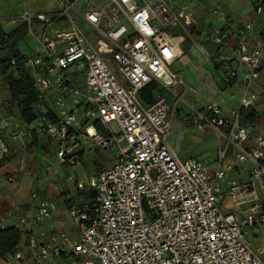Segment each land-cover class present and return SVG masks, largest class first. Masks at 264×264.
I'll list each match as a JSON object with an SVG mask.
<instances>
[{
    "label": "built area",
    "instance_id": "built-area-1",
    "mask_svg": "<svg viewBox=\"0 0 264 264\" xmlns=\"http://www.w3.org/2000/svg\"><path fill=\"white\" fill-rule=\"evenodd\" d=\"M77 1L62 0L50 12L24 10L3 25H27L41 47L26 56L25 65L40 96L37 128L56 142L58 161L77 168L92 144L114 150L117 160L89 180L70 176L77 189L92 193L89 200L68 192L59 201L40 200L33 211L12 212L29 234L28 249L2 258L10 264H48L62 255L70 260L59 264H263L264 245L250 238L264 228V129L244 110L258 98L250 85L264 69V28L252 47L254 23L238 29L215 7L227 21L216 30L215 45L232 35L238 44L231 54L218 50L212 56L193 37L186 6L103 0L80 12ZM255 10L264 14V0ZM188 39L203 63L215 58L225 65L226 84L238 78V69L229 66L235 56L248 71V86L228 113L215 102L190 106V122L217 136L213 163L181 158L170 146L183 94L174 92L173 103L161 93L153 103L140 96L154 81L168 89L184 85L181 73L171 69L176 62L200 67L182 49ZM10 152L0 133V164ZM241 171L246 179L238 178ZM57 213L65 217L56 220Z\"/></svg>",
    "mask_w": 264,
    "mask_h": 264
},
{
    "label": "crops",
    "instance_id": "crops-1",
    "mask_svg": "<svg viewBox=\"0 0 264 264\" xmlns=\"http://www.w3.org/2000/svg\"><path fill=\"white\" fill-rule=\"evenodd\" d=\"M167 1L175 9L188 7L187 9L193 15V23L189 29L202 48L212 56H215L218 50L231 54L238 44V38L232 35L228 38L227 43H224L222 46L218 47L215 45L214 36L216 30L224 28L227 23L226 20L221 19L214 13V8L217 6L223 9L232 24L238 29L245 28L249 22L254 23V31L250 40L252 47L257 46L263 39L264 14L258 15L255 10L258 0ZM51 9L53 8L50 4L37 1L0 0V20L4 23L7 18L17 16L24 10L50 12L52 11ZM4 27L5 29L12 30L15 26L6 24ZM189 43L190 47L185 52L192 56L196 64L203 63V57L195 49L190 40ZM19 48L25 57L41 51L38 42L28 34L20 41ZM199 65L200 67L197 70L189 67L191 69H188V74L192 76L199 86H203L202 82L207 80V85L204 87L208 88L207 95L205 96L207 99L209 98V102L205 105L214 102L218 103L224 108V112L228 113L231 108L239 104L248 86V71L246 66L239 63L238 57L235 56V59L229 66L238 69V78L234 83L229 85L223 80L225 70L223 63L214 58L211 61L205 62V65ZM201 70L202 72L199 73ZM250 89L258 94L254 107L246 109L252 110L256 114L250 122L264 129V69L261 78L252 83ZM155 95L157 96V94ZM181 111V107L178 106L174 124L177 123L176 121L182 113ZM197 129L213 132L210 129ZM0 133L7 138L11 149L10 154L0 164V215H4L3 223L6 227L18 226L10 217L12 212L17 210L33 211L38 206L40 200L49 198L59 201L62 194L68 192L76 194L83 201L92 198L91 192L77 189L70 176H73L74 179L86 181L100 172L95 169V157L93 155V150L98 145L92 144L80 154L81 164L77 168L61 164L57 157L56 142L37 128V121L26 123L22 119L20 109L12 102L11 92L6 86L5 77L2 74H0ZM173 133L169 140L170 146L179 157L187 155L186 151L181 148L180 140H174ZM217 150L218 141L215 153L208 157V161L211 163L217 158ZM188 157L190 156H183L181 158ZM55 163L56 167L53 166ZM35 165H42L45 168H35ZM31 166H34L33 170L30 169ZM9 176H15V181H8ZM237 176L238 178L246 179L248 174L246 171H241ZM34 193H37V198L33 197ZM63 217H65L63 214L57 213L54 218L61 220ZM55 227L60 226L56 224ZM38 228L36 226L35 231ZM28 239L29 234L24 232L19 245L22 251L28 249ZM250 240L254 244L264 245V228L260 235L253 236ZM69 260L67 255H62L61 258L48 264L68 263ZM0 264L10 263L1 258Z\"/></svg>",
    "mask_w": 264,
    "mask_h": 264
},
{
    "label": "rangeland",
    "instance_id": "rangeland-1",
    "mask_svg": "<svg viewBox=\"0 0 264 264\" xmlns=\"http://www.w3.org/2000/svg\"><path fill=\"white\" fill-rule=\"evenodd\" d=\"M22 1H37L42 2L45 4H50L53 9L52 11H55L59 9L62 5V0H22ZM103 0H79L76 3V8L81 12L85 11L90 6H99L102 4ZM75 16H79L78 13H75ZM78 23H81V19L78 17ZM7 31H10L6 29ZM190 47L189 40H187L185 43L182 44V49L185 51L188 50ZM5 53V48L0 45V54ZM196 64V63H195ZM204 64L205 63H199ZM197 64V66H200ZM189 67H192L194 70H197L199 68H196L195 65H184L181 62H176L171 69L181 73L185 80V84L178 85V86H172L171 89H168L166 87H163L159 83H157L158 88L156 91V94L161 93L164 94L170 102H174L177 98V94H183V97L186 102H178L177 105L181 107L182 113L179 115V118L177 119V123L174 124V133L173 138L174 140L178 139L181 143L182 150L186 151L187 155H181L183 156H190V157H198L204 160H208V157L215 153L217 148V136L214 132H211L209 130H198L195 128V126L190 122V112L192 107H202L206 103L209 102V98L205 95H207L208 88L204 87L207 85V80H204L202 82L203 86L197 85V83L194 81L192 76H189L188 69H191ZM202 70L199 72L201 73ZM192 78V79H191ZM199 84V83H198ZM93 155L95 157V169L97 171H101L109 166H111L115 160L117 159V154L112 149H104L101 146L95 147L93 150ZM60 165V164H59ZM36 166V165H35ZM56 167V163L53 165ZM45 168V166H36L35 168ZM34 166L30 167V169L33 170ZM47 168V167H46ZM55 169V168H54ZM42 171V170H39Z\"/></svg>",
    "mask_w": 264,
    "mask_h": 264
},
{
    "label": "trees",
    "instance_id": "trees-1",
    "mask_svg": "<svg viewBox=\"0 0 264 264\" xmlns=\"http://www.w3.org/2000/svg\"><path fill=\"white\" fill-rule=\"evenodd\" d=\"M27 25L19 24L7 31L0 20V45L5 53L0 54V74L5 77L6 86L11 92L12 102L20 109L26 123L36 121L41 116L39 91L34 86L31 72L25 65L19 43L27 35ZM14 60V62H13ZM157 82H151L140 93L146 103H153L156 97ZM249 121L256 116L254 111L244 110ZM55 119L53 115H49ZM23 230L18 226L0 228V258L15 252L22 239Z\"/></svg>",
    "mask_w": 264,
    "mask_h": 264
}]
</instances>
